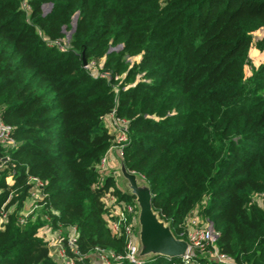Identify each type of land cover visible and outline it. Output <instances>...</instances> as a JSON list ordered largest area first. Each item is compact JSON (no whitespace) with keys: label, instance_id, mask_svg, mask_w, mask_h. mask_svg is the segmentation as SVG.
<instances>
[{"label":"trees","instance_id":"16d2710c","mask_svg":"<svg viewBox=\"0 0 264 264\" xmlns=\"http://www.w3.org/2000/svg\"><path fill=\"white\" fill-rule=\"evenodd\" d=\"M260 28L264 0H0V118L16 142L0 145L9 158L0 264H57L41 228L66 230L63 246L78 264L96 248L125 255L103 197L110 191L137 210L134 196L97 168L114 140L104 121L113 111L128 120L122 162L148 183L174 235L196 212L233 264H264V38L259 61L248 55ZM32 178L42 185L30 204ZM28 204L37 208L26 212ZM195 262L224 264L210 254ZM173 263L183 264L143 262Z\"/></svg>","mask_w":264,"mask_h":264},{"label":"built area","instance_id":"2783aa9c","mask_svg":"<svg viewBox=\"0 0 264 264\" xmlns=\"http://www.w3.org/2000/svg\"><path fill=\"white\" fill-rule=\"evenodd\" d=\"M25 10H29V5L26 2L22 3ZM50 10V5L44 6V13ZM264 30V29H263ZM53 44L61 45L60 41H55ZM109 119L110 123H106L110 131L114 134V140L112 145L106 150L104 156L101 158L97 168H103L107 164L108 160L112 157L117 160H122L123 148L127 142V129L128 120L118 117L114 114V111L106 116L104 121ZM12 127L0 118V145L5 147H14L16 142L12 137ZM8 156L0 157V170L3 169L4 163L8 160ZM6 181L9 184L13 183L12 174L6 176ZM34 183L33 192L42 185L40 181L35 178L31 179ZM109 201L108 205L105 200ZM103 201L107 208L106 219L107 223L113 233H119L125 237V255H116L111 250H104L96 248L94 252L97 254V258L100 264H114L120 259L125 258L133 264H143L145 258L139 257V241H138V224H137V210L132 203L121 200L117 195L112 192H108L104 195ZM137 207V205H136ZM4 217V215H3ZM1 218L2 221L4 218ZM184 228L180 233V237L184 236L188 248L185 254L179 257H165L170 260L171 258H178L183 264H199L195 262L197 251H205L210 254L215 261L224 264H233V261L226 255L219 253L214 247V243L218 237V232L214 229L210 221L203 222L198 217L196 212L190 213L186 218ZM186 224V226H185ZM76 229L70 228L67 236V242L73 255L78 256L79 251L75 244L76 242ZM56 256L61 259L63 264H78L75 258L68 257L64 246H60L57 250ZM176 264V263H173Z\"/></svg>","mask_w":264,"mask_h":264},{"label":"water","instance_id":"95a60500","mask_svg":"<svg viewBox=\"0 0 264 264\" xmlns=\"http://www.w3.org/2000/svg\"><path fill=\"white\" fill-rule=\"evenodd\" d=\"M74 22L73 28L74 29ZM85 65V61L83 60ZM119 169L126 180L127 194L134 196L137 205V224L139 257L151 256L179 257L186 253L188 244L185 240L177 238L171 226L160 218L157 211L152 207V193L147 182L141 180L134 172H130L121 159Z\"/></svg>","mask_w":264,"mask_h":264},{"label":"rangeland","instance_id":"374dc122","mask_svg":"<svg viewBox=\"0 0 264 264\" xmlns=\"http://www.w3.org/2000/svg\"><path fill=\"white\" fill-rule=\"evenodd\" d=\"M264 28H260L256 31H254L252 33V39H251V42H250V47H249V51H248V55L250 58H253L255 60H258L262 57V55H260V51L259 49L257 48L256 46V42L258 39L260 38H264ZM71 33H72V29L70 30H65V42H64V45L67 44L70 39H71ZM258 53V54H257ZM139 60V56H134L132 58H128V61H129V65L132 64L133 61H137ZM257 62V61H256ZM95 64V63H94ZM94 64H90L91 66H94ZM100 62L97 63V65H95L94 67H92V72L91 73H94L97 71V67H100ZM99 71V70H98ZM248 71L247 67L245 69V73ZM101 73H105V72H102V71H99ZM106 123H110L109 119H107L105 121ZM112 159H115L114 157H112ZM100 173H101V177L104 179V177L108 176V175H112L115 183H116V186L124 193L127 194V191H128V188H127V185H126V180L124 179V177L122 176L121 172H120V169H119V164L116 163V165L113 167V168H110L108 167L107 165H104L103 168H100ZM141 178V177H139ZM141 180H143L141 178ZM145 181V180H143ZM146 182V181H145ZM31 193H33L35 196H37L36 198L32 199V201L30 202L31 203H35V200H39L40 198V195H37L35 192L31 191ZM31 200V198H30ZM105 200V203L108 205L109 201H107L106 199ZM30 208L32 207V209H36L37 206L36 205H30L29 206ZM30 208L27 209V212L30 211ZM2 222V221H1ZM186 223V221L184 222ZM186 226V224H185ZM40 233L43 237H45V239H47L50 243L49 245V249H50V252L53 251V249H57L58 247L62 246L63 243H62V237H63V234H62V230H51L50 228H41L40 229ZM64 233V232H63ZM178 238V237H177ZM184 238V236L182 237ZM180 238V239H182ZM185 240V239H183ZM186 241V240H185ZM52 250V251H51ZM197 256H201V257H204V256H208V252L205 251H197L195 252ZM59 264H63L61 259L59 258V262H57ZM89 264H100V261L98 260L97 258V254L95 252L91 253L90 254V261H89Z\"/></svg>","mask_w":264,"mask_h":264},{"label":"crops","instance_id":"0c3cea01","mask_svg":"<svg viewBox=\"0 0 264 264\" xmlns=\"http://www.w3.org/2000/svg\"><path fill=\"white\" fill-rule=\"evenodd\" d=\"M257 54H258V53H257ZM116 163L119 164V161H118L116 158H115V159H112V158H111L110 160H108V162H107L106 165H107L108 167H110V168H113V167L116 165ZM29 206H30L29 204L26 205V208H25V209H26V212H27V209L30 208ZM30 209H31V208H30ZM63 232H64V234H66V230H63V231H62V234H63ZM58 249H59V247H58L57 249H56V248L53 249V251L51 250L52 252H50L51 255L53 256V259L56 260V263L59 262V258L56 256V254H57V250H58ZM57 264H59V263H57Z\"/></svg>","mask_w":264,"mask_h":264}]
</instances>
